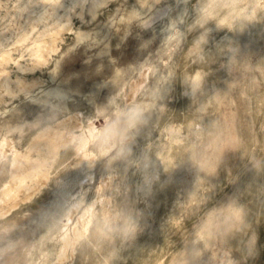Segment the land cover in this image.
I'll list each match as a JSON object with an SVG mask.
<instances>
[{"label":"rangeland","instance_id":"1","mask_svg":"<svg viewBox=\"0 0 264 264\" xmlns=\"http://www.w3.org/2000/svg\"><path fill=\"white\" fill-rule=\"evenodd\" d=\"M93 1L0 0V264H264V0Z\"/></svg>","mask_w":264,"mask_h":264},{"label":"bare ground","instance_id":"2","mask_svg":"<svg viewBox=\"0 0 264 264\" xmlns=\"http://www.w3.org/2000/svg\"><path fill=\"white\" fill-rule=\"evenodd\" d=\"M80 1H82V0H74V2L76 3V2H80ZM100 1V0H99ZM106 1V0H105ZM151 1L152 0H147L146 2H144V3H148V4H150L151 3ZM244 0H207L206 1V3L204 4V7L207 9V11L205 12V13H203V15L201 16V20H205V19H207L213 12H214V10L217 8V7H219V6H224V7H227V11H226V13L220 18V21H219V23H222V22H226L227 24H229V25H234V24H236V31H235V35H234V38L236 39V38H240L241 37V35H242V33L243 32H245L246 33V35L248 34V32H249V25L256 19V16H257V10H258V5H257V3H256V1L255 0H245V2H244V4H242V5H239L240 4V2H243ZM83 2H84V0H83ZM85 2H86V0H85ZM97 3L98 4V2H97V0H94L93 1V3ZM104 2V1H103ZM93 3H91V4H93ZM95 3V4H96ZM260 3V2H259ZM258 3V4H259ZM262 3V2H261ZM53 4L55 5V8H54V12L53 13H55V12H57V9L58 8H60V7H63V8H66V6L67 5H65L63 2H62V0H53ZM84 4V3H83ZM152 5V4H151ZM260 5V4H259ZM83 6V5H82ZM90 6H92V8H93V5H90ZM97 6V5H96ZM149 6V5H148ZM263 6V5H262ZM145 7V6H144ZM200 7V6H199ZM151 8V7H150ZM145 9V8H144ZM149 9V8H148ZM204 9V8H203ZM203 9H202V11H203ZM66 10V9H65ZM90 10H92V9H90ZM199 10H200V8H199ZM94 12V11H93ZM136 12V10H134L132 13H135ZM204 12V11H203ZM62 15V14H61ZM60 16V15H59ZM57 20H59V18L58 19H56V21ZM69 20V19H68ZM67 20V21H68ZM55 22V21H54ZM58 22L59 21H57V22H55L56 24H58ZM54 23V24H55ZM63 23V22H62ZM70 23V21H68V24ZM144 23H146V22H144ZM60 24V23H59ZM61 25V24H60ZM63 26H65L64 24H63ZM62 26V27H63ZM57 27H58V25H57ZM34 28V27H33ZM32 28V29H33ZM59 28V27H58ZM57 28V29H58ZM60 28H61V26H60ZM73 29V28H72ZM31 30V29H30ZM55 31V30H54ZM79 30H77V32H78ZM32 32H33V30H32ZM76 32V33H77ZM83 32V31H82ZM29 33V32H28ZM55 33V32H54ZM57 33V32H56ZM79 33H81V31L79 32ZM23 34H26V32L24 33H22V35ZM30 34V33H29ZM78 35V34H77ZM76 35V36H77ZM80 36L82 35V34H79ZM78 35V36H79ZM88 36L89 34H85V36ZM28 36V35H27ZM26 36V37H27ZM92 36V35H91ZM21 37V36H20ZM19 37V38H20ZM50 37V36H49ZM89 37V36H88ZM18 38V39H19ZM83 38H85L84 36H82V40H83ZM92 38V37H91ZM52 39V38H51ZM78 39V38H77ZM80 39V38H79ZM90 39V38H89ZM23 40V39H22ZM85 40V39H84ZM51 41V40H50ZM81 41V40H80ZM36 42V41H35ZM49 42V41H48ZM79 42V41H78ZM34 43V42H33ZM41 43V42H40ZM51 43V42H50ZM49 43V44H50ZM53 43V42H52ZM44 44V43H43ZM49 44H47V45H49ZM52 45V44H51ZM43 46V45H42ZM48 46H46V48H47ZM237 44H234V43H232V44H229L228 45V47H227V49H228V54H229V58H230V61L233 59V54H234V52H235V50L237 49ZM45 48V47H44ZM48 48H51L50 47V45H49V47ZM57 49V48H56ZM38 50H40V49H38ZM41 50H42V48H41ZM51 50V49H50ZM49 50V51H50ZM58 50V49H57ZM43 51V50H42ZM7 53V52H6ZM51 53H54L53 51L51 52ZM56 53V52H55ZM4 54V53H3ZM33 55L36 57V59H38L39 60V58H43L42 57V54H41V51H34V53H33ZM34 57V58H35ZM109 57V56H108ZM107 57V58H108ZM51 59V58H50ZM41 60V59H40ZM39 60V61H40ZM48 60V59H47ZM109 60V59H108ZM16 61V60H15ZM50 61V60H49ZM17 62V61H16ZM38 62V61H37ZM36 62V63H37ZM44 63H45V61H44ZM103 63V62H102ZM18 64V63H17ZM42 64H43V62H42ZM43 66V65H42ZM53 66V65H52ZM20 67V66H19ZM59 67L60 66H58V65H55V67H53V72H54V74H55V72H57L58 71V69H59ZM120 67V66H119ZM50 69V68H49ZM51 70V71H52ZM60 70V69H59ZM4 71V70H3ZM34 71V70H33ZM1 72V71H0ZM6 71H4V73H5ZM48 72H50V71H48ZM1 74V73H0ZM49 74V73H48ZM51 74H52V72H51ZM58 74V73H57ZM57 74H55V75H57ZM74 74V73H73ZM75 74H77V73H75ZM59 75V74H58ZM57 75V76H58ZM6 76V75H5ZM72 76H75V75H72ZM1 77V76H0ZM7 77V76H6ZM6 77H4V78H6ZM70 77H71V75H69L67 78H64V79H62V80H59V81H53L54 82V84L52 85L51 84V86H49L48 88H45V89H42V91L44 92V94L47 96V97H55V98H65L66 96H67V93H68V88L66 87V84L69 82V79H70ZM77 77L78 78H80L81 77V74H78L77 75ZM76 77V78H77ZM198 77V76H197ZM3 78V79H4ZM8 78V77H7ZM7 78L5 79V80H2L1 81V84H2V82H5V84H7L8 82H7ZM77 78V79H78ZM85 78H88V77H85ZM54 79H55V77H54ZM19 80H21V79H19ZM38 81H39V79H37ZM144 80V79H143ZM17 81V80H16ZM85 80H82V79H79V80H72V81H70L69 82V85H71L72 87H74V90H77L78 92H80V91H82L83 90V82H84ZM7 82V83H6ZM12 82V81H11ZM11 82H9V83H11ZM19 82V81H18ZM23 82H25V81H23ZM52 82V83H53ZM15 83V82H14ZM20 83V82H19ZM18 83V84H19ZM42 83V82H41ZM24 84V83H23ZM3 85V87H4V83L2 84ZM15 85H17V84H15ZM18 86V85H17ZM2 87V88H3ZM7 87V85L5 86V88ZM10 87V86H9ZM19 88H20V84H19ZM8 89H11V87L10 88H8ZM22 89H25V87L23 88L22 87ZM28 89V88H27ZM120 89H121V87H120ZM5 90H7V89H5ZM19 90V89H18ZM41 93V92H40ZM82 93H83V91H82ZM87 94V93H86ZM86 96H90L89 94L88 95H86ZM29 97V96H28ZM33 98V97H32ZM38 97H36V99H37ZM88 98H91V97H88ZM36 99H34V100H36ZM33 100V99H32ZM33 100V101H34ZM43 101V100H42ZM45 102H49L48 101V99H45L44 100ZM52 105L54 106L55 105V103H52ZM100 106V105H99ZM98 107V106H97ZM103 107V106H102ZM150 107V106H149ZM142 108V107H141ZM141 108H139L138 110H140ZM143 109H144V107H143ZM137 110V109H136ZM145 110V109H144ZM104 112V111H103ZM100 114H101V112H100ZM108 114V113H107ZM145 114V113H144ZM114 119H117V117L116 118H114ZM116 121V120H115ZM117 122V121H116ZM113 123V122H112ZM115 123V122H114ZM109 125V124H108ZM80 126V125H79ZM96 127V126H95ZM107 127V126H106ZM113 127H115V126H113ZM124 127V126H123ZM98 128V127H97ZM109 128V127H108ZM108 128H106V129H108ZM125 128V127H124ZM123 128V129H124ZM101 129V128H100ZM102 129H104V128H102ZM101 129V130H102ZM113 129H115V128H113ZM85 130V129H84ZM83 130V131H84ZM94 130L96 131V129L94 128V127H89L88 128V134H89V136L91 137V138H93L96 134H94ZM100 130V131H101ZM110 130V129H109ZM105 131V130H104ZM111 132H112V130H111ZM115 132V131H114ZM114 132H112V134L114 133ZM98 133H100L99 131H98ZM103 133V132H102ZM109 133V132H108ZM111 134V135H112ZM86 135V134H85ZM100 135H102L101 133H100ZM108 135V134H107ZM104 136H105V138H106V135L104 134ZM110 136V135H109ZM90 137H89V139H90ZM96 137V136H95ZM94 137V138H95ZM93 138V139H94ZM102 138H104V137H102ZM88 139V140H89ZM92 139V140H93ZM107 139V138H106ZM84 141H86V139H82L81 140V142H84ZM103 141H105V140H103ZM109 141V140H108ZM107 142V141H106ZM2 144V143H1ZM102 144V143H101ZM85 144H83V146H84ZM13 147V146H12ZM16 149H18V148H16ZM13 150H15L14 148H13ZM101 150H103V149H101ZM123 151H124V149L123 148H121V149H119L116 153V155H115V158H117V157H119L122 153H123ZM17 152H19V151H17ZM16 152V153H17ZM20 153V152H19ZM18 153V154H19ZM15 154V153H14ZM88 154V153H87ZM17 155V154H16ZM123 155V154H122ZM18 157V156H17ZM84 161H86V159L84 160ZM83 161V162H84ZM108 164H107V166L106 167H109V165L111 164V162L113 161V160H110V159H108ZM82 162V163H83ZM81 163V162H80ZM106 165V164H105ZM88 166H90V164H88V165H86V167H88ZM102 166H103V164H102ZM80 167V166H79ZM78 167V168H79ZM79 176V171L78 170H76L75 172H74V174H73V178L74 179H76L77 177ZM60 182L61 183H63V181L62 180H60ZM59 199V198H58ZM56 201V200H55ZM54 206H55V204H54ZM42 213V212H41ZM40 213V214H41ZM49 213V212H48ZM50 213H51V211H50ZM39 214V215H40ZM50 215V214H49ZM41 217V216H40ZM41 219H42V217H41ZM40 220V219H39ZM41 221V220H40ZM42 222V221H41ZM45 222H47V221H45ZM89 222V221H88ZM85 226V225H84ZM84 230V229H83ZM86 230V229H85ZM84 232V231H83ZM85 233V232H84ZM74 236L77 238V237H79V236H81V232L79 231V229H76V230H74ZM64 237V236H63ZM70 240L71 239H69V235H67V236H65L64 237V241H65V243H69L70 242ZM65 252V251H64ZM66 258V256H65V254L64 253H61V254H59L58 255V260H57V262H56V264L57 263H60L61 261H63L64 259Z\"/></svg>","mask_w":264,"mask_h":264},{"label":"clouds","instance_id":"3","mask_svg":"<svg viewBox=\"0 0 264 264\" xmlns=\"http://www.w3.org/2000/svg\"><path fill=\"white\" fill-rule=\"evenodd\" d=\"M240 209L234 208L231 205L226 206L222 209L215 210L211 213H209L205 226H204V231H208L210 228L216 226V221L218 220L219 217L221 216H234L239 218L240 215Z\"/></svg>","mask_w":264,"mask_h":264}]
</instances>
